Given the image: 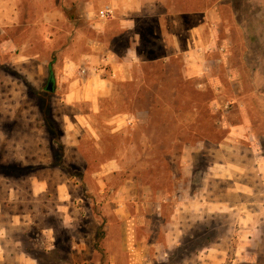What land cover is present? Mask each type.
Here are the masks:
<instances>
[{
  "label": "rangeland",
  "instance_id": "obj_1",
  "mask_svg": "<svg viewBox=\"0 0 264 264\" xmlns=\"http://www.w3.org/2000/svg\"><path fill=\"white\" fill-rule=\"evenodd\" d=\"M149 1L146 12L144 0H17L0 9V264H110L116 253L126 264L111 213H139L149 221L136 226L134 254L143 260L137 264H264V214L248 226L249 260L239 250L246 226L238 217L264 213L262 174L245 142L234 148L224 139L227 121H242L240 102L264 134V0ZM106 5L113 14L99 21L95 13ZM121 19L134 21L136 38ZM191 26L199 28L195 42L188 41ZM134 46L132 64L123 62ZM103 54L120 58L133 74L101 108L106 116L128 118L133 134L100 127L103 157L118 146L134 150L118 155L122 168L107 172L101 194L98 182H84L101 155L80 128V106L64 100L87 84L91 67L105 69L101 82L111 79L113 65ZM189 143L197 152L183 155V166L192 181L176 186L172 175L180 173V152ZM262 145L264 154V138ZM240 163L242 172L234 168ZM129 177L137 184L121 187ZM36 179L46 181L45 191L37 190ZM239 182L256 193L233 192ZM119 188L123 201L114 195ZM179 188L183 213L199 217L184 219V232L172 239L179 245L168 248L155 213H170L160 191ZM46 227L54 230L53 249L45 248Z\"/></svg>",
  "mask_w": 264,
  "mask_h": 264
},
{
  "label": "crops",
  "instance_id": "obj_2",
  "mask_svg": "<svg viewBox=\"0 0 264 264\" xmlns=\"http://www.w3.org/2000/svg\"><path fill=\"white\" fill-rule=\"evenodd\" d=\"M16 3H17V0H0V9L9 10L13 7L12 5ZM142 4H143L142 9L144 10V12H146L147 10L148 11L151 10L152 3H150L149 0H144ZM133 10L135 11V8ZM136 10H138V8H136ZM121 20H122L121 23H118V24H121V26H127L129 28L127 30L129 31V34H130V30H133L132 27L133 25H135L134 21L130 19L129 20L121 19ZM134 32L135 31L133 30L132 34L135 37ZM186 32L188 34L189 42L197 41V38L199 36L198 26H191V28L186 30ZM174 36H175L174 38L177 40V36L176 35ZM135 38L130 37V40L132 41V43H134L133 40L136 41ZM162 40L165 41L164 39ZM188 55H191V52ZM133 56H137L135 46L130 47L128 49V52L123 57V62H128L132 64V62L134 61ZM105 58L107 60H110L113 65V70L110 72L111 79L103 80L104 82H101V80H98L99 75H100V73L98 72V69L96 67H91L90 69L92 73L90 74L92 75L88 79L89 81L87 80V84L84 85L82 88L78 89L76 85L77 81L73 80L70 84L71 90L78 89L79 93H76V91L72 93L69 92L65 94L66 98L64 100L65 102H67L66 104L68 105L80 106L79 114L77 116L79 120L80 128L84 130V132L91 139V141L95 143V146H96L95 148H97L98 150L97 153L101 155L100 159L97 161L98 164L96 166L95 171L93 173L87 174L84 177V182L86 185L89 184V182H87V179L94 180L96 183L98 182L97 184H99V186L102 187L99 190L101 194L105 192L104 191L105 183L103 179L105 176H107L106 175L107 172L113 173L115 169L122 168V166H120L121 162L120 160H118V155H120L124 151L130 152L131 150H134L131 145H127L124 148L123 147L120 148L118 146L112 152V154H110V156L105 157V158L103 157V155L105 154V150H104L105 148H103V144L100 140L101 138L100 137V127H102V129L104 128L108 129V131L112 133L121 134L125 138H129L133 134V127L130 125V122L126 120L128 118L123 119L121 116L114 115V114L106 116L102 113V110H101L102 101L109 100V99L113 100L114 90L117 89L119 84H122V82H124L123 81L124 79H129L133 75L130 69L124 66L120 58L113 57V60H111V57L109 55L103 54L102 58L100 59L105 61L106 60ZM66 66H68V64H66ZM188 68L189 67H187V69ZM255 73H258V69L257 70L255 69ZM247 106L248 105L246 102L239 103V108L242 111L241 113L242 121H240V124L238 126L232 123V121L231 122L227 121L226 123L227 132H226V136L224 139L230 142L227 144L228 146L234 147V148L236 146H240L242 142L246 143L247 146L245 147L243 146V148H245V150H247L248 155H250L253 158L252 165L254 168H256L258 174H262L261 176L262 191L259 193V195H261L262 197L261 198L262 202L260 204L263 209V205H264V154L262 151L263 149L262 138H264V134L257 133V131L254 130V125H253L250 115L248 114ZM145 120L143 122H145ZM174 120L182 121V119L177 118V117ZM64 136L65 135L62 134L60 137H64ZM257 145H259L260 147H257ZM196 152H197V149L191 143H189L186 147H184L183 151L180 152L181 157L179 159L180 161L179 164L182 166L181 168L178 167L180 169V173L179 174L174 173L172 175L173 176L172 178H174V183H176L175 184L176 186H177V183L182 184L187 179H189L190 182L192 181V177L190 178L185 177L184 170H186V167H184L183 165H186L187 160H186V157L183 155H186L187 153L196 154ZM234 168L242 172V170L246 168V165L240 163L238 165H235ZM191 173H192V168H191ZM136 182L137 181L134 178L129 177L121 184L122 185L121 187L133 186L137 184ZM35 185L36 187H38L37 190H40V192H42L46 190L47 183L45 180L36 179ZM234 185L235 186L231 189L233 192H238L239 194H242V193L250 194L251 192L254 191V193H256V190L252 188L253 186L250 183L239 182L238 184L235 183ZM243 188L249 189V191H246ZM121 189L122 188H119L116 191V193L114 192L113 193L114 195H116L117 200L120 199L121 201H123L122 200L123 191ZM110 190L114 191L113 188H111ZM160 192H161V196L163 197V200L169 203L170 213H155V217L158 219V222H159V228H160L159 231L162 234H164V242H163L164 245L166 247L168 245L170 246L168 248H172V245H171L172 242L176 245L177 244L179 245L177 241H172V239L179 238L184 232L182 221H184V219H187V218H190L192 220L193 218H195V220H197L199 215L198 213H183L184 211L183 208L185 204L182 202V194H180L182 190L180 188L176 189L175 191L173 190V193L165 191V193L163 194L162 193L163 191H160ZM191 193L192 192L189 191V194L191 195L190 197L192 199H195V196L194 195L192 196ZM132 197L133 196H131L130 198L131 200H132ZM235 207H236L235 204H232V205L229 204V208L233 209ZM245 209H246V206L240 207L239 211H242ZM116 212H118V210ZM111 214H112L111 215L112 218L116 220L115 221L116 231L114 233H117V236L115 238L116 239L115 242H116V245L118 244V250L123 255V259L127 260L126 264H137L140 261L142 262L143 260L139 257L137 258L136 255L134 254L135 251L138 250V247H137L138 243H137V238H136V226H138L139 224H144L145 226L150 225L148 224L149 221L145 217L146 222H144L142 214H139V213H111ZM242 214L238 213V217L241 222H245L244 225L246 226V228L244 230H239V233L241 236H243L242 238L245 243H241V245H239V250L241 253H243L244 259L249 260V259H246L247 255L251 256L253 254L251 252L248 253L250 245L246 243L247 242L246 235L249 232L248 226L249 224L251 225L253 218H255V221L257 222V220H259V218H261L264 213H250V214L246 213L244 215ZM16 217H17V220H19L20 217L19 216H16ZM22 218L29 219V216L26 215ZM112 225L114 224L112 223ZM41 233L46 238L47 246L45 248L53 249L54 230L52 228L46 227L41 230ZM163 243H160L159 246H163ZM150 246H154V244L149 245V247ZM155 249H158V247H156ZM4 250L5 249H1L3 253L5 252ZM6 256L7 255L5 254V258H7ZM206 257L208 259L212 258L211 254H208ZM109 261H110V264H121L120 258L117 253L110 254ZM249 262H254V261L250 260ZM255 262H257V259L255 260ZM22 264H31V261L27 263H22Z\"/></svg>",
  "mask_w": 264,
  "mask_h": 264
},
{
  "label": "built area",
  "instance_id": "obj_3",
  "mask_svg": "<svg viewBox=\"0 0 264 264\" xmlns=\"http://www.w3.org/2000/svg\"><path fill=\"white\" fill-rule=\"evenodd\" d=\"M113 14V8L110 7L109 5H106L104 7H102L101 9H99L96 13H95V18H97L99 21L100 20H106L108 19L111 15ZM105 69L103 68H98V72L102 73ZM81 72H85V69H82Z\"/></svg>",
  "mask_w": 264,
  "mask_h": 264
},
{
  "label": "trees",
  "instance_id": "obj_4",
  "mask_svg": "<svg viewBox=\"0 0 264 264\" xmlns=\"http://www.w3.org/2000/svg\"><path fill=\"white\" fill-rule=\"evenodd\" d=\"M49 71H50V78H49V81L50 83H53V72H52V69H51V66H49ZM53 89V88H52Z\"/></svg>",
  "mask_w": 264,
  "mask_h": 264
},
{
  "label": "water",
  "instance_id": "obj_5",
  "mask_svg": "<svg viewBox=\"0 0 264 264\" xmlns=\"http://www.w3.org/2000/svg\"><path fill=\"white\" fill-rule=\"evenodd\" d=\"M47 89H48L49 91L52 90V86H51V83H50V82H49L48 85H47Z\"/></svg>",
  "mask_w": 264,
  "mask_h": 264
}]
</instances>
